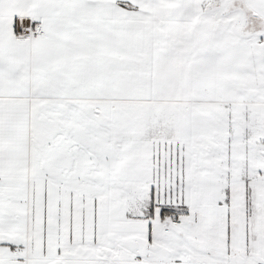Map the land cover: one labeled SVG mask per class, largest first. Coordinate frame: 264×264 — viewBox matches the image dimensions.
Instances as JSON below:
<instances>
[{"label":"snow or ice","instance_id":"snow-or-ice-1","mask_svg":"<svg viewBox=\"0 0 264 264\" xmlns=\"http://www.w3.org/2000/svg\"><path fill=\"white\" fill-rule=\"evenodd\" d=\"M0 264H264V0H0Z\"/></svg>","mask_w":264,"mask_h":264}]
</instances>
